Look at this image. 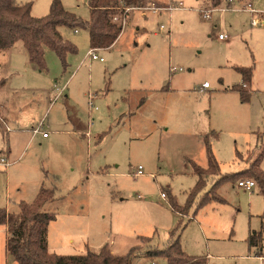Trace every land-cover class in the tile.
<instances>
[{
  "label": "rangeland",
  "instance_id": "rangeland-1",
  "mask_svg": "<svg viewBox=\"0 0 264 264\" xmlns=\"http://www.w3.org/2000/svg\"><path fill=\"white\" fill-rule=\"evenodd\" d=\"M61 1L89 20L88 0ZM16 2L43 16L52 0ZM148 2L159 10H130L108 48H93L86 28L61 27L75 47L64 60L45 46L41 68L22 40L0 50V208L19 214L42 186L55 188L47 245L60 255L139 247L132 264H168L141 252L166 247L176 230L183 250L207 264H264V188L233 178L257 159L264 171V0ZM253 64L252 96L242 102L236 67ZM40 124L49 139L33 132ZM206 134L219 173L179 214L170 202L187 203L191 160L208 166ZM214 184L221 199L203 203ZM252 232H261L259 247H249ZM7 237L0 224V264H19Z\"/></svg>",
  "mask_w": 264,
  "mask_h": 264
},
{
  "label": "trees",
  "instance_id": "trees-1",
  "mask_svg": "<svg viewBox=\"0 0 264 264\" xmlns=\"http://www.w3.org/2000/svg\"><path fill=\"white\" fill-rule=\"evenodd\" d=\"M146 3L149 4L148 0H88L91 14L89 20L84 21L67 10L61 0H52L50 11L43 16L33 15L30 3L0 0V50H8L17 40H22L30 60L41 68L45 66V46L54 49L64 60L68 52L75 51V47L64 39L61 27L86 28L93 48H108L118 39L129 11L146 7ZM236 69L241 73L242 82L232 89L239 93L242 102L249 101L252 96L254 66H237ZM210 137L209 134L203 137L208 166L203 167L190 161L197 180L187 203L181 206L173 199L170 202L172 209L179 214L188 212L197 192L206 185L210 176L219 173ZM233 178L238 181L243 178L253 179L256 186L264 188V171L258 159L233 174ZM224 179L216 183L220 184ZM212 198L221 199L216 193V184L205 194L203 203ZM56 199L55 188L42 186L34 202H21L19 214H8L0 208V224L8 225L7 251L19 264H132L133 258L139 253V247H133L126 255H115L108 246L81 255H60L49 251L48 226L56 216L45 208ZM261 238V232L250 233L247 239L249 247H259ZM141 253L151 257L164 256L168 264H207V257L189 255L183 250L180 234L176 230L170 232L166 247L150 248Z\"/></svg>",
  "mask_w": 264,
  "mask_h": 264
},
{
  "label": "built area",
  "instance_id": "built-area-1",
  "mask_svg": "<svg viewBox=\"0 0 264 264\" xmlns=\"http://www.w3.org/2000/svg\"><path fill=\"white\" fill-rule=\"evenodd\" d=\"M178 5H182V3L180 2ZM171 7H172V6H169V7H167V8H171ZM250 10L254 11V9H253L251 6H250ZM204 16H205L206 18H209L210 13L208 12V13H206ZM253 23H257L256 20H253ZM218 37H219V39H225L226 35H225V34H219ZM90 55H91V57H92L93 59H100V60H103V58H102V57H99L98 54H97L96 52H94V50L90 52ZM172 70H173V71H177L176 68H172ZM179 70H181V69H179ZM208 86H209V84H208L207 82H205V83L203 84V87H208ZM51 96H52L53 98L56 99V98H58L59 94L56 93V92H52ZM33 131H34L35 133H42V135H43L44 137H47V136H48V132H45V131H43V130L41 129V124H40V126L35 127V128L33 129ZM1 162L4 163V162H6V160H5L4 158H2V159H1ZM137 173H138V174H141V173H142V167H141V166H139ZM238 186L243 187V188H245V189H247V190H252V189H254V188L256 187V182H255L253 179L243 178V179H240V180L238 181ZM162 195H163V197L165 196L164 193H163Z\"/></svg>",
  "mask_w": 264,
  "mask_h": 264
},
{
  "label": "crops",
  "instance_id": "crops-1",
  "mask_svg": "<svg viewBox=\"0 0 264 264\" xmlns=\"http://www.w3.org/2000/svg\"><path fill=\"white\" fill-rule=\"evenodd\" d=\"M151 6H154V5H151ZM147 7V8H146ZM146 7H143V8H145V9H148L150 6H146ZM167 7H169V6H166V7H162V8H167ZM140 9V8H139ZM149 9H153L154 11H157V10H159L158 9V7L157 6H155V7H152V8H149ZM148 9V10H149ZM142 10H144V9H142ZM254 20V19H253ZM262 23L264 24V17L262 18ZM252 23H253V21H252ZM77 29H75V31H76ZM77 32V31H76ZM100 60V59H99ZM104 60V59H103ZM103 60H101V61H103ZM252 66H254V64L252 65ZM254 73H255V66H254ZM254 79H255V74H254V76H253V82H252V87H253V83H254ZM2 82H4V80H2ZM52 94V93H51ZM52 97V96H51ZM53 98V97H52ZM54 100H55V98H54ZM3 121H4V123H5V126L6 125H8V122L6 121V119H5V117H3ZM9 128V127H8ZM44 131V130H43ZM34 132V131H33ZM45 132H47V131H45ZM35 133V132H34ZM42 134V133H41ZM42 137L44 138V139H49L50 138V135H48L47 137H44L43 135H42ZM6 160V159H5ZM261 257V256H260ZM262 258V257H261Z\"/></svg>",
  "mask_w": 264,
  "mask_h": 264
}]
</instances>
